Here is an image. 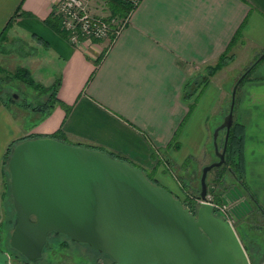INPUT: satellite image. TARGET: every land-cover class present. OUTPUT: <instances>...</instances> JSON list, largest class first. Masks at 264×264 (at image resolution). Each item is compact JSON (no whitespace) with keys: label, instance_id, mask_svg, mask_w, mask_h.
Returning <instances> with one entry per match:
<instances>
[{"label":"crops","instance_id":"crops-1","mask_svg":"<svg viewBox=\"0 0 264 264\" xmlns=\"http://www.w3.org/2000/svg\"><path fill=\"white\" fill-rule=\"evenodd\" d=\"M60 1L0 0V39L20 7L23 14L0 42V66L10 73L26 68L45 87L59 80L57 98L70 107L67 113L56 106L35 127L21 128L0 99L1 173L12 143L62 129L69 144L122 156L176 195L168 165L181 168L194 158L203 168L217 157L211 136L228 109L230 74L264 49V0H140L111 45L110 40L72 44L49 27L46 21ZM241 27L231 49L235 59L211 78L190 109L182 99L186 82L216 64ZM256 71L240 88L235 118L245 125L246 180L264 207V62ZM212 114L215 126L208 120ZM240 188L232 186L223 197L234 223L253 211ZM3 220L0 204V224Z\"/></svg>","mask_w":264,"mask_h":264},{"label":"water","instance_id":"water-1","mask_svg":"<svg viewBox=\"0 0 264 264\" xmlns=\"http://www.w3.org/2000/svg\"><path fill=\"white\" fill-rule=\"evenodd\" d=\"M241 80L215 132L219 160L202 171V200L208 174L226 164ZM224 129L220 152L217 140ZM8 170L16 212L10 247L29 262L43 257L51 235H63L109 255L115 264H251L235 228L212 204L202 203L193 213L142 169L108 153L52 138L29 139L15 146ZM10 261L0 247V264Z\"/></svg>","mask_w":264,"mask_h":264},{"label":"trees","instance_id":"trees-1","mask_svg":"<svg viewBox=\"0 0 264 264\" xmlns=\"http://www.w3.org/2000/svg\"><path fill=\"white\" fill-rule=\"evenodd\" d=\"M105 4L106 11L108 13L106 17V20L112 21L113 19H121L126 20L129 19L132 12L137 8V5H134L130 0H102ZM22 8L20 7L15 15L12 17V19L7 24L5 31L1 35L0 42L4 38V34L6 30L10 27V25L13 23V20L22 16L21 13ZM46 23L51 27L54 31L62 35L63 37H67V34L62 30V24L61 20L52 13L49 19L46 21ZM243 28L241 27L235 37L233 38L229 49L218 59L217 63L214 65H208L204 67L201 72H199L197 75H195L193 78L189 79L183 89V101L186 102L190 109L193 108L195 102L200 98V96L205 91L206 87L211 82V78L214 77L218 72L223 70L226 66H228L233 60L235 59V55L231 54L232 45L236 43L241 38ZM116 39V36L114 34L111 35L110 38V45L114 42ZM108 48L105 49V51L102 53L99 59L96 60L95 65L98 67L106 53ZM6 51V49H5ZM264 49L260 50L254 57V59L251 61V64L244 69V71L241 73L239 78L237 79L236 83L234 81V85L229 86V94H230V100L228 102V109L226 111V115L230 112V106L232 103V93L235 85L238 83L240 79H242L238 85L236 97H235V107H234V121L233 125L231 127V130L229 132V138L227 143V149L225 154V161L226 164L222 165L221 167L214 168L212 171H216V176L214 177V183L217 185V187H220L219 189L217 187L213 186V189H210V182L207 180V187H208V193L212 194V201L216 205L223 204V197L225 194L229 191V189L234 185H239L243 189V191L248 196L249 200L251 201L253 205V211L251 215L245 219L242 224L246 225L249 230L252 232V237H254L253 240H247V242H243L241 235L239 233L238 236L251 260V264H262L264 261V252L261 251L258 248V244L256 243V237L262 240L264 239V224L260 221L259 215L264 219V207L261 205L260 201L258 200L255 193L251 190L249 187L247 180H246V174H245V125L242 123H239L236 118V110H237V101H238V95L241 86L252 76L254 71L257 69V67L264 61ZM263 57V58H262ZM181 65V63H180ZM183 65V64H182ZM96 70L94 71V73ZM21 82L27 87H31L40 93H47L48 94V100L45 103H38L37 105L27 104L23 105L22 103H17L16 100L12 97L11 103L15 106H18L21 109H24L25 111H31L32 114L37 116L35 120H31V123L29 124L31 128L35 127L42 121H44L46 118H48L53 110L56 108V106H62L65 108L66 112L68 113L70 111V107L65 105L63 102L59 101L57 98V93L60 88V81L58 80L52 87L46 88L41 84L36 83L32 77L31 73L26 68H19L15 72L10 73L4 68L0 66V99L3 102V104L7 107L8 103L3 100L1 96V91L4 89V82ZM3 86V87H2ZM221 133H223V137H221ZM226 136L227 131L226 129L221 130L220 134L218 136V148L222 152L224 149V145L226 142ZM36 138H52L59 141L67 142L65 134L63 133L62 129H59L53 134L46 135V136H39V135H28L24 139L20 141H16L12 143L7 153L5 154L4 161H3V175H7L9 177L8 183L6 181L4 182L5 189L8 188L9 194L12 197L11 193V184H10V174L8 171V161L12 154L13 149L17 144L20 142H23L25 140L29 139H36ZM213 142V139H211V143ZM211 145V144H210ZM79 146V145H78ZM84 147V146H82ZM211 147V146H210ZM214 146H212L213 148ZM89 149L99 150L105 153H108L110 156H112L115 159L125 161L129 164L133 165L130 161H128L126 158L115 155L114 153H109L103 149L100 148H91L86 147ZM215 149V147H214ZM218 161V158H217ZM195 165H197L194 158H189L185 164L180 168L174 167L172 165H168V170L171 172L174 169H178V176H176L177 182L180 184L182 193L185 196L184 200H181L185 207L190 208L191 211L194 213L196 212L197 207L199 206V199L200 193H201V177L202 172L200 173L199 177H196L195 179H192L191 176H187L188 171H193ZM206 167V166H205ZM204 168V167H203ZM202 168V171H203ZM211 171V172H212ZM180 172H183L184 174H180ZM210 172V173H211ZM146 177L152 181L155 185H160L155 179L154 176L149 175L147 172H145ZM209 173V174H210ZM208 174V176H209ZM208 179V178H207ZM229 185L228 187L226 186ZM216 188L218 190H216ZM175 195V194H174ZM178 199H180L177 195H175ZM215 213H218L217 209H214ZM255 217H258L257 222L256 219H253ZM254 220V221H253ZM253 221V222H252ZM256 221V222H255ZM236 223V222H235ZM238 223V222H237ZM253 223H256L253 224ZM234 228L236 230V225L234 224ZM1 231V227H0ZM237 232V231H236ZM245 235V234H244ZM249 236V235H248ZM246 236V237H248ZM245 237V238H246ZM76 244V243H72ZM55 245H62L63 248H69L71 246V242L68 240L67 237H60L58 235H51V240L48 249H46V252L48 253L50 250L54 249ZM77 245V244H76ZM261 248L264 249V245H260ZM88 252L95 258L100 260L102 258H110L108 256H105L99 252H96L91 247L87 246L86 248ZM6 252V251H5ZM12 258L20 257L19 253L17 251H12L11 254ZM22 258V257H20ZM28 262V261H27ZM29 263V262H28ZM111 264H115L113 261Z\"/></svg>","mask_w":264,"mask_h":264},{"label":"rangeland","instance_id":"rangeland-1","mask_svg":"<svg viewBox=\"0 0 264 264\" xmlns=\"http://www.w3.org/2000/svg\"><path fill=\"white\" fill-rule=\"evenodd\" d=\"M89 1H90L91 9L94 13H97V14H100L103 16L108 15V13L106 11L105 4L102 0H89ZM22 48L23 49H20V50L23 53L30 51V49L27 47H22ZM21 64L22 63H19L18 66H20ZM250 64H251L250 61H246L241 66H238V68L232 70V73L230 74V77L233 78L232 85H234V81L236 83V81L239 78V76L241 75V73ZM5 67L9 68L8 66H5ZM45 72L49 73L50 71L47 69ZM256 72L257 71L255 70L252 75H255ZM31 77L36 83H38L32 74H31ZM38 84H40V83H38ZM3 85H4V89L1 91V96H2L3 100L8 103V112L11 114L12 119H15L16 124L20 125L19 127H21V128L24 125H29L31 123V120H35L37 118V116L36 115L34 116L32 114V112L29 110L25 111L24 109H21L18 106H15L14 104H12L11 103L12 97L13 98L15 97L14 100H16L17 103H22L23 105H27V104L37 105L38 103H45L48 100V97H49L48 94L47 93H40L39 91H37L31 87H27L23 83L17 82V81L4 82ZM53 85H46V88L52 87ZM208 120H209V122H211L212 126H215L214 124H215V122H217V119H215L213 114L209 117ZM220 122H221V120H219L218 124H222ZM220 126L221 125H218V127H220ZM218 127L213 129V134L211 136V138L213 139V142L210 145L212 152L216 151V148L214 149V147H215L214 136H215V132H216ZM4 135H5V123H4V120L2 118H0V144L2 142V138ZM222 137H223V133H221L220 139ZM212 146H214V147L212 148ZM215 162H217V157L215 158V161H213L212 163H215ZM166 170H167L166 173H168V175H167L168 179H170L173 183H175L177 185L178 190L176 191V195L180 198V200H184L185 196L182 193L180 184L176 180V176H178V169H177V171H176V169H174L173 171L170 172L168 170V168L166 167ZM179 170H180V168H179ZM201 172H202V168H200L198 165H195L194 170L192 172L188 171L186 175L187 176L190 175L192 179H195L196 177L200 176ZM180 174H184V173L180 172ZM215 176H216V171H212L209 174L208 179H207L210 182V185H211L210 189L211 190L213 189V186L217 187V185H215V183H214V177ZM1 179H3V181ZM0 181H2V189L0 188V204H1L2 213L4 215V220L0 224V227H1L0 247L2 246V248L6 252L11 254L12 251H15L10 247V237H11V234L14 230L15 225H16V212H15V209L13 207V198L10 196L8 188L5 189V187H4V182L6 181V183H8L9 177L7 175H3V172L1 173V170H0ZM226 186L228 187L229 185L226 184ZM217 188L219 189L220 187H217ZM217 188H216V190H218ZM169 190H171V189H169ZM239 191L241 192L242 195L244 194L242 190H239ZM211 195L212 194H209V196H211ZM198 203H199V205H201L200 199H199ZM223 204L226 205L224 202H223ZM220 205H222V204H220ZM216 214L219 217H222L225 220H227L226 217L221 212L218 211V213H216ZM253 219H256L257 222L259 223L258 217H255ZM234 224L236 225L237 233H239L241 235V238L243 237L242 240L244 243L247 242V240H253L254 239V237L251 236L252 232L249 230V228L246 225L242 224L241 221H240V223L239 222L233 223V227H234ZM253 224L256 225V223H253ZM58 236L62 237L63 235H58ZM246 236H248V237H246ZM64 237H66V236H64ZM50 240H51V236L49 237L48 245L45 248L43 257L41 259L37 260L36 262H29L28 261L29 262L28 263L26 258L21 256V255H20V257H22V258H20V257H17V258L13 257L12 258V256L10 255L11 256L10 264H111L112 261L115 263L114 259L112 257H110L109 255H106L100 251L93 249L90 245H82L81 243L72 241L69 238H68V240L71 242V246L69 248L66 249V248H63L62 245H55L54 249L50 250L47 253L46 249H48V247H49ZM72 243H76L77 245L72 244ZM256 243L258 244V248L264 252V249L261 248V246H260V245H264V239L262 238V240L260 241V239H258L256 237ZM87 246L91 247L96 252H99V253H101L105 256H108L110 258H108V259L102 258L100 260V258L97 259V258L93 257L88 252V250L86 249ZM263 257H264V255H263Z\"/></svg>","mask_w":264,"mask_h":264},{"label":"built area","instance_id":"built-area-1","mask_svg":"<svg viewBox=\"0 0 264 264\" xmlns=\"http://www.w3.org/2000/svg\"><path fill=\"white\" fill-rule=\"evenodd\" d=\"M138 5L140 0H130ZM53 13L61 20L62 30L67 34L66 39L72 44H80L82 41L110 40L111 35L116 37L126 27L128 19L106 20V17L94 13L89 0H61L55 7ZM210 203L214 209L221 212L227 221L233 226L228 205H216L211 196L206 200L200 199V203Z\"/></svg>","mask_w":264,"mask_h":264},{"label":"flooded vegetation","instance_id":"flooded-vegetation-1","mask_svg":"<svg viewBox=\"0 0 264 264\" xmlns=\"http://www.w3.org/2000/svg\"><path fill=\"white\" fill-rule=\"evenodd\" d=\"M1 250L3 251V252H5V250L2 248V246H1ZM264 262V261H263Z\"/></svg>","mask_w":264,"mask_h":264}]
</instances>
